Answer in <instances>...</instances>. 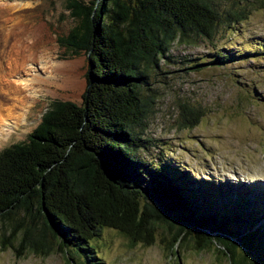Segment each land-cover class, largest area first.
Wrapping results in <instances>:
<instances>
[{
  "label": "trees",
  "instance_id": "1",
  "mask_svg": "<svg viewBox=\"0 0 264 264\" xmlns=\"http://www.w3.org/2000/svg\"><path fill=\"white\" fill-rule=\"evenodd\" d=\"M217 1L65 0L75 22L58 43L71 57L86 54V85L80 105L51 102L26 141L0 151L3 249L46 256L57 246L69 264H100L91 242L109 228L131 244L161 236L178 264L185 247L225 264H264V193L227 194L229 185L139 155L156 100L148 80L170 46L246 19L244 8ZM178 110L184 128L202 116L192 105Z\"/></svg>",
  "mask_w": 264,
  "mask_h": 264
},
{
  "label": "rangeland",
  "instance_id": "2",
  "mask_svg": "<svg viewBox=\"0 0 264 264\" xmlns=\"http://www.w3.org/2000/svg\"><path fill=\"white\" fill-rule=\"evenodd\" d=\"M217 3L244 8L246 19L228 27L221 24L212 39L190 38L170 46L148 80L156 100L142 135L147 149L139 155L151 164L170 162L184 168L197 182L216 188L220 183L229 185L227 194L246 188L264 193V0ZM74 22L65 0H0V37L7 38L6 50L15 44L17 62L27 56L23 69L8 78L10 86L5 76L0 83V113H10L0 151L26 141L51 102L80 105L87 56L83 52L71 57L58 43ZM24 34L26 43L19 47ZM224 55L231 61L212 63L215 56ZM181 104L202 113L193 128L179 125ZM261 206L258 211L264 214ZM91 245L100 264H178L169 257L161 236L150 245L131 244L106 228ZM63 254L55 246L46 256L28 251L17 256L14 249H3L0 240V264H69ZM179 254L180 264H225L212 254L186 247Z\"/></svg>",
  "mask_w": 264,
  "mask_h": 264
},
{
  "label": "bare ground",
  "instance_id": "3",
  "mask_svg": "<svg viewBox=\"0 0 264 264\" xmlns=\"http://www.w3.org/2000/svg\"><path fill=\"white\" fill-rule=\"evenodd\" d=\"M9 33H11V32H9ZM6 34L8 36V33H6ZM25 34L23 35L24 36L23 38H21L19 41L17 40L19 47H23L26 43ZM3 35H5V34H3ZM7 43H8L7 38H4V39L1 38L0 39V83L3 82L2 77L5 76L8 79L12 75H14V73L17 72L19 69H23L24 64L27 61L26 60L27 56L22 55L20 57V59L18 57V59L20 61L17 62L18 60H16L15 56H17L16 53L18 54L19 52L14 51L13 47L15 46V44L10 45L9 49L6 50V47L9 46ZM22 44H23V46H21ZM23 51L21 49V53L25 52V51L24 52ZM1 63L3 64V66H1ZM1 71H2V74H1ZM5 83L10 86L9 79L5 80ZM9 115H10V113H6V114L0 113V136H2L4 133H6L9 130V123H8Z\"/></svg>",
  "mask_w": 264,
  "mask_h": 264
}]
</instances>
